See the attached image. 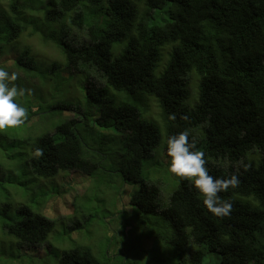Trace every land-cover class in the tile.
I'll return each instance as SVG.
<instances>
[{
	"label": "trees",
	"instance_id": "16d2710c",
	"mask_svg": "<svg viewBox=\"0 0 264 264\" xmlns=\"http://www.w3.org/2000/svg\"><path fill=\"white\" fill-rule=\"evenodd\" d=\"M28 30L64 56L51 75L29 49L19 51L18 40ZM9 53L16 55L17 87L29 90L16 98L28 122L40 111L31 101L35 79L71 96L63 84L67 77L87 76L77 78L83 108L72 115L76 102H53L52 127L42 126L34 141L0 131V147L17 166L13 172L0 162V230L13 240L9 251H0V264L17 258L20 264L94 263L80 246L58 252L49 236L59 221L41 211L50 191L42 188V198L35 183L71 171L94 176L96 183L120 176L130 184L127 225L143 228L172 254L171 261L203 264L208 252H217L219 264H264V0H0V61ZM165 54L168 64L157 74ZM154 105L160 121L148 119ZM93 113L94 126L104 131L85 141L80 129L88 120L82 121ZM161 121L166 137L158 156L169 136L187 128L212 176L239 178L235 189L220 193L232 202L229 216L212 215L184 178L167 180L164 189L151 182L160 171L144 167L163 140ZM106 157L120 162L116 172ZM13 190L29 198L14 210ZM84 225V218H76L68 231L81 232ZM156 228L166 235L156 238ZM43 244L44 261L21 254Z\"/></svg>",
	"mask_w": 264,
	"mask_h": 264
},
{
	"label": "rangeland",
	"instance_id": "374dc122",
	"mask_svg": "<svg viewBox=\"0 0 264 264\" xmlns=\"http://www.w3.org/2000/svg\"><path fill=\"white\" fill-rule=\"evenodd\" d=\"M31 32V30L26 31L21 39L18 40V44L20 45L19 51L29 49L32 56L38 60L40 70L51 75L49 70H52V65L57 63L58 65L61 63L63 64L64 56L60 51L54 50L51 45H44L41 40V35H32ZM72 32L77 35L75 29ZM15 56L16 55H11L10 53L5 55L2 61H0V67H5L11 73L16 67ZM168 61L169 56L165 54L162 61L159 63V68L156 69L157 74L163 71V68L168 64ZM85 76L87 75L74 74L72 78L68 79L67 77L63 82L65 86L71 88L72 93L69 92V90L67 91V94H70L71 96H60L57 85L52 82H46L47 84L42 88L39 79H35V83L39 84V86L34 88L37 93L32 95L31 101L39 104L36 108L38 109L39 107L40 111L29 118V120L31 119L30 122L26 121L18 127L5 129L2 130V132L11 135L13 139L16 137H24L25 134L28 135V137L24 138L25 140L29 137L33 138L35 136L33 138L34 141V139L39 136V130L42 126H48L49 128L52 127L53 120H51L50 117L52 116L51 112L54 111H52L51 107L55 105L52 103L58 101L61 97L76 102L71 107V113L74 115L77 111L76 108L82 107L81 104L77 102L85 101L84 91L81 93L77 88L80 82V79L77 78L84 79ZM13 83L17 86V79ZM189 89L193 99L191 85H189ZM159 113L160 108L154 105L151 107L148 118L158 121L160 120ZM86 120L88 121L85 122ZM82 122H85L88 125L84 128L82 126V129H80L81 136L85 141H88L89 138L103 134V129H96L94 126V113L87 116ZM159 125L163 130V140L161 144L155 148L153 155L145 161L144 171L149 172L150 167H152V170L158 168L157 170L160 172L155 173L152 176L151 182L159 183L162 189L166 186L167 180L179 179L180 177H177L172 173L167 174L169 157L166 154V150H163L164 152L159 156L157 154V151L162 145L165 146L166 137L162 121ZM91 128L95 129V131L91 130ZM9 155L11 154H7L6 150L1 149L0 147V162L2 166L4 165V168L14 172L15 169L17 170V166L14 165L12 159L8 158ZM105 160L107 166H115V169L111 170L116 172L120 162L113 157H106ZM166 174L167 176H165ZM13 175H16L17 178V173ZM168 175L169 179L167 178ZM92 177L94 176L81 174L78 171H71L62 172L54 179H43L36 183L34 182L36 186L41 189L39 193L42 198L44 190L46 192L50 191L48 199L43 201L41 211L45 215L58 219L59 221L56 223L55 229L49 236V239L53 242L52 246L58 252H61L64 249L66 250L80 246L81 249L88 250L91 253L94 261L93 264H178L179 260L176 259L171 261L172 254L167 251L164 253L162 248H159L155 243V238L150 237L143 228H137L135 222H132L130 226L127 225V216L123 211L127 209L130 210V187L132 188V186L130 184H125L120 176L118 179H113L111 183L106 179L104 184L101 182L96 183V178L93 179ZM28 185L31 186L32 190L34 186L32 187L31 183L27 184V187ZM21 186L23 187V190L26 189L24 184ZM16 188H19V186ZM13 192L15 194L12 195L11 198L13 210L20 203H27L29 201L28 197L19 196L16 190H13ZM171 192L172 191H170V193ZM38 195L39 194H36V196ZM85 196L87 204L84 203ZM31 207L36 210V205L32 204ZM79 217L84 218L85 227L82 228L81 232L77 230L69 232L68 230L72 228L74 221ZM156 230L158 231L156 238L160 237V232H163L164 235H166L164 229L160 230L156 228ZM160 240L161 239H158L157 241ZM12 241L13 240L4 236L0 230V251H9V246ZM194 247L195 246L192 245L187 251L185 250L186 257H188L191 253V249ZM47 250V245L43 244L39 247L34 246L31 248H23L21 251L22 253H19L29 258L31 257L44 261L48 255ZM169 255L171 257H169ZM2 256L8 257L7 254ZM219 256L220 255L217 252H208L203 260V264H219ZM14 261L15 264H20L19 258L14 259ZM26 264H30V262L28 261Z\"/></svg>",
	"mask_w": 264,
	"mask_h": 264
},
{
	"label": "clouds",
	"instance_id": "9594fccd",
	"mask_svg": "<svg viewBox=\"0 0 264 264\" xmlns=\"http://www.w3.org/2000/svg\"><path fill=\"white\" fill-rule=\"evenodd\" d=\"M16 79L15 72L10 73L5 67H0V131L18 127L28 119L27 109L16 98L24 96L29 90L18 88L13 83ZM170 118L175 119V116ZM182 118L188 119L186 116ZM190 137L191 131L186 128L167 138L168 171L188 180L202 199L203 206L212 215L221 218L229 216L232 202L222 198L220 193L227 192L229 188L235 189L240 183L239 178L235 174L227 177L212 176L206 167L208 162L204 152L195 150V143ZM34 155L42 156L43 150L37 148ZM247 167L245 165V169Z\"/></svg>",
	"mask_w": 264,
	"mask_h": 264
}]
</instances>
